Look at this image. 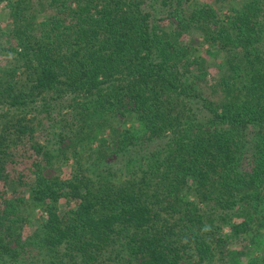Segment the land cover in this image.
<instances>
[{
  "label": "trees",
  "instance_id": "trees-1",
  "mask_svg": "<svg viewBox=\"0 0 264 264\" xmlns=\"http://www.w3.org/2000/svg\"><path fill=\"white\" fill-rule=\"evenodd\" d=\"M1 3L0 264H215L261 223L264 0Z\"/></svg>",
  "mask_w": 264,
  "mask_h": 264
},
{
  "label": "rangeland",
  "instance_id": "rangeland-1",
  "mask_svg": "<svg viewBox=\"0 0 264 264\" xmlns=\"http://www.w3.org/2000/svg\"><path fill=\"white\" fill-rule=\"evenodd\" d=\"M211 0H194L196 5H207V2H210ZM161 10H163L162 5L160 4L158 6V11L156 13L157 17L161 15ZM162 16H165L163 13ZM163 18V17H162ZM165 19V18H163ZM162 20V19H161ZM174 22H176V19H172ZM167 21V20H166ZM162 23H165L162 21ZM0 39L2 42L7 46L9 49L13 43L16 44V40H14L10 36V31L13 28L12 18L8 14V9L5 7V3L0 4ZM188 39L187 36H185V40ZM184 40V41H185ZM198 45V51L200 54L204 55L206 58H209V60H212V55H207V43H204L202 46L201 44ZM186 48H189L186 50ZM215 47H212V54L215 53V50L213 49ZM190 50V41L183 42L182 48H177L172 54L176 59H179L180 57L184 56L185 51L188 52ZM220 59V58H219ZM13 58L10 52L2 53L0 52V69L7 68L12 65ZM196 72L198 71L197 66H195ZM22 70H19L18 73H20ZM212 75H217V69L215 66L210 67L209 69ZM1 103V102H0ZM3 106L0 104V108ZM49 131L56 130L57 128L51 127L49 124H47ZM51 132H45L44 131L39 135L40 140H44L46 136L49 138L51 137ZM84 148V147H83ZM32 151L25 150V154L23 155V158L25 159V163L30 165L32 154ZM85 154V153H84ZM20 159V160H21ZM18 161V165H19ZM73 163V162H72ZM22 166V165H21ZM30 167V166H29ZM64 177L69 175V169H65L63 172ZM193 198V197H192ZM194 199V198H193ZM196 199V198H195ZM64 204L65 201H62ZM74 204V203H72ZM263 208V207H262ZM260 209L259 216H262L260 219L261 223L255 224L253 229L250 230V232L246 234H242L240 236H234L231 233L230 227L228 225H224L221 229V235L222 240H224L222 246H220L215 252H216V258L214 260L215 264H264V209ZM207 210V208H206ZM32 214V211H30L29 215ZM234 213L231 214L233 217ZM234 219L235 216H234ZM233 220V219H232ZM34 221V222H33ZM34 223L33 225H37L38 222L35 221V219L32 220ZM32 226H27L25 228L24 233L27 235L31 232ZM199 264V263H198Z\"/></svg>",
  "mask_w": 264,
  "mask_h": 264
}]
</instances>
